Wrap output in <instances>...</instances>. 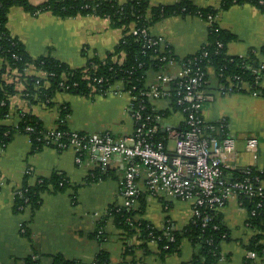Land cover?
Wrapping results in <instances>:
<instances>
[{"label": "crops", "instance_id": "crops-1", "mask_svg": "<svg viewBox=\"0 0 264 264\" xmlns=\"http://www.w3.org/2000/svg\"><path fill=\"white\" fill-rule=\"evenodd\" d=\"M43 1L30 0L33 5ZM147 1L150 5H169L178 0ZM221 2L194 0L197 7L217 8ZM215 16L219 28L235 36L226 45L228 55L245 56L252 50L258 61L264 63V53L257 51L264 46L263 12L245 2L231 5ZM6 26L32 58L49 55L71 68L83 67L91 57L103 58L113 51L123 35L122 28L110 26L107 18L94 15L58 18L47 11L31 15L18 6L9 9ZM208 27L209 23L197 15H174L152 24L148 30L159 40L161 50L169 46L176 57L183 58L198 51L206 42ZM134 29L133 23L127 27L128 32ZM2 66L0 57V69ZM26 70L31 75L41 76L40 71L31 66ZM158 72L147 71L145 87L156 81ZM163 72L176 79L180 67L172 64ZM207 74V83L203 86L206 100L201 109L203 121L213 127L216 125L215 131L220 123L225 124L227 134L236 139L235 153L226 162L225 175L230 178L234 170L264 168V98L248 90L246 84L242 85L245 91L232 90L231 82L225 86L211 67ZM2 77L7 83H13L16 92L9 97V113L0 119V124L15 125L22 112H31L44 128L55 127L62 119L68 129L87 134L107 132L120 138L134 129L129 112L130 96L121 90L119 82L112 84L104 95L92 97L55 91L51 103L47 104L41 100L29 103L24 93V81L14 75L9 66ZM149 103L156 110L167 111L159 122L166 136L167 130L183 127L184 116L171 109L169 99L159 97ZM63 109L67 113L60 118ZM249 137L258 140V146L251 150L245 147ZM170 141L167 139L165 144L169 152L173 146ZM98 166L97 161L88 156L77 162L71 148L58 150L45 146L33 152L27 134L15 133L0 148V264H26L29 257L42 264H51L52 255L57 253L81 263L93 262L99 252L107 254L109 264H183L192 259L196 247L187 238L181 240L178 253L161 260L157 242H144L137 231L127 234L117 227L108 216V210L111 206H122L120 185L125 163L121 157L114 156L104 166L103 179L84 183L89 172ZM27 171L30 184L54 172L63 174L69 181V187L64 191L42 194L41 204L28 225L29 238L21 234V225L29 220L30 211L25 209L15 213L13 210L14 192ZM144 172L141 168L137 178L144 206L139 211L137 206L134 208L133 220H144L157 230H164L168 224L174 230L185 227L192 217L191 203L168 193H148ZM261 184L264 188V179ZM219 213L228 237L219 244L221 258L217 264H264V260L256 255L246 261L245 246L256 230L246 224L247 211L239 205L237 198L231 197ZM98 223L100 228L94 235ZM260 242L264 245V231Z\"/></svg>", "mask_w": 264, "mask_h": 264}, {"label": "trees", "instance_id": "trees-1", "mask_svg": "<svg viewBox=\"0 0 264 264\" xmlns=\"http://www.w3.org/2000/svg\"><path fill=\"white\" fill-rule=\"evenodd\" d=\"M245 2L252 4L264 13V0H222L217 8L197 7L194 0H178L176 3L169 5H150L147 0H124L123 2L119 0H45L38 5H33L30 0H0V57L3 60V66L0 69V119L8 115L9 97L16 92L13 83H7L2 77L7 66L21 73L20 78L25 83L24 93L29 103L41 100L50 104V99L55 91L85 97L104 95L112 84L122 81L125 82V90H130V94L137 97L134 103L141 99L145 102V115L148 114L153 118L156 114L162 117L166 116L167 111L154 110L146 97L140 94L141 91L147 89L145 87L147 71H159L165 67L166 60H161V56L179 62L192 59L194 56H200L203 50L208 51L209 56L208 61V57L200 59V66H204L206 79L208 77L207 69L211 67L222 83H233L232 90L245 91L242 85L246 84L249 87L248 90L256 91L264 98V88L251 71V68H256L260 64L255 52L250 50L245 56L228 55L226 45L229 41L235 39V36L226 30L220 29L215 22H208V15L215 16L231 5ZM13 6L21 7L31 15L47 11L58 18L75 17L77 15H94L107 18L110 26L122 28L123 35L113 51L108 52L103 58L96 56L89 58L83 67L71 68L66 63L49 55L32 58L23 44L16 37L11 36L7 29V13ZM174 15H197L209 23L206 42L198 51L183 58L176 57L169 46H165L161 50L159 45H147V38L140 33L141 29H148L152 24ZM131 23L135 25V33L127 30ZM218 43L221 44L220 47H218ZM257 51L264 53V46L257 49ZM120 53H123L121 60ZM30 66L46 73L47 77L38 78L37 75L26 74L24 71ZM259 74L264 79V71ZM98 79L102 81L98 82ZM36 81H38L37 84ZM45 82L48 83V86L45 85ZM175 88L174 82L170 83V107L172 110L181 112V108L176 103ZM66 113V109H63L60 118H63ZM153 125H155L154 122H151L150 126ZM27 126L32 127L33 131L26 132ZM58 127L61 129L67 128L64 124H59ZM42 129L44 127L41 121L34 114L22 112L15 125L0 124V148H3L15 133H23L29 136L31 151L33 152L45 146L54 147V145L44 143L42 134H40ZM209 131L211 134L216 133L215 128ZM154 137L156 140H163L166 144L167 136L161 127L156 129ZM247 170L249 176L257 177L260 181L264 179V168L257 169L254 167L234 170L230 179L242 178ZM105 173L104 167L98 166L89 172L84 183L103 179ZM27 175L28 173L24 175L20 187L14 192L13 210L15 213H22L25 209L30 211L29 220L21 225V234L29 238L28 225L34 212L41 204L42 194L64 191L69 187V181L63 174L54 172L48 177H39L34 183L30 184ZM241 201V207L247 211L246 224L256 230V234L251 237L245 249L264 260V245L260 242L264 231V191L261 197H242ZM259 202L261 203L260 207L257 206ZM136 206L138 211L144 206L142 195L138 196L136 204L131 209L111 206L108 210V216L113 219L117 227L127 234L137 231L144 242L156 239L161 260L169 254L178 253L181 240L187 238L196 247V253L189 262L183 264L218 263L221 258L219 244L221 240L228 237V230L222 222L219 211L202 209L203 212H208L212 216L204 227L202 226L203 215H200L196 219H191L180 230L172 229L169 224L164 230H157L144 220H133ZM252 210L254 211L253 214ZM99 228L100 224L98 223L94 235H96ZM250 258L247 257L246 261H250ZM94 261L96 264H109L105 252H99ZM38 262V259L33 260L29 257L26 264H38ZM90 263L65 259L60 253L52 255L51 262V264Z\"/></svg>", "mask_w": 264, "mask_h": 264}, {"label": "built area", "instance_id": "built-area-1", "mask_svg": "<svg viewBox=\"0 0 264 264\" xmlns=\"http://www.w3.org/2000/svg\"><path fill=\"white\" fill-rule=\"evenodd\" d=\"M215 18L216 16L208 15V22H215ZM135 32L136 29L133 33ZM140 33L147 38V45H159V40L153 39L147 28L141 29ZM220 46L221 44L218 43V47ZM206 57L208 61L209 56L206 50H203L200 56L179 62L161 56V60H166L165 67L172 64L179 65V76L176 79L170 77L163 72L164 67L159 70L156 81L140 93L148 102L159 97L169 99L170 83L174 82L176 103L181 108L184 121L182 129L167 130V139L173 143L170 152L163 140H156L154 137L163 117L159 114H156L154 118L148 114L145 115V102L141 99L134 103L137 97L131 95L130 90H125V82L122 81H118L121 90L130 96L129 112L134 122L132 133L116 138L107 132L87 134L68 128L61 129L58 127L59 124H63L61 119L55 127L40 131L44 143L54 145L55 148H71L77 162L84 156H88L97 161L100 167H104L114 156L121 157L125 163L120 185L123 197L121 207L127 209L133 208L140 195L137 178L141 168L145 170L144 181L148 193H168L180 200L189 201L192 208L191 219L203 215V227L212 218L208 212L202 211L203 208L219 211L233 196L237 198L240 206L242 197H261L264 191L261 181L257 177L249 176L248 170L239 179H230L225 175L226 162L235 153L236 139L227 134L223 123L216 127L218 129L216 133L211 134L209 130L214 127L206 124L201 116L202 105L206 100L203 86L207 83V79L203 70L204 66H200V59ZM122 58L123 53H120V60ZM26 69L24 72L30 74ZM11 70L14 75L20 77L21 73L15 69ZM251 71L264 88V79L259 74L264 71V63L260 62L259 66L251 68ZM40 73L41 76L38 78L47 77L46 73L41 71ZM101 81L98 79V82ZM254 93L258 94L256 91ZM151 122L155 125L150 126ZM25 130L30 133L33 128L27 126ZM257 146V138L249 137L245 140L247 150ZM257 206L260 207L261 203L259 202ZM251 212L254 213L253 210ZM151 241L156 242V239ZM253 256L255 253L247 251L246 257ZM32 259L36 258L32 257ZM38 264L42 263L38 262ZM90 264L96 263L93 261Z\"/></svg>", "mask_w": 264, "mask_h": 264}, {"label": "rangeland", "instance_id": "rangeland-1", "mask_svg": "<svg viewBox=\"0 0 264 264\" xmlns=\"http://www.w3.org/2000/svg\"><path fill=\"white\" fill-rule=\"evenodd\" d=\"M170 144H172V141H170Z\"/></svg>", "mask_w": 264, "mask_h": 264}]
</instances>
